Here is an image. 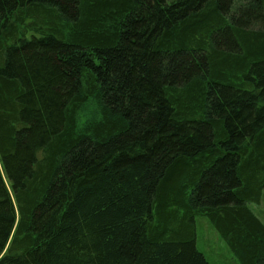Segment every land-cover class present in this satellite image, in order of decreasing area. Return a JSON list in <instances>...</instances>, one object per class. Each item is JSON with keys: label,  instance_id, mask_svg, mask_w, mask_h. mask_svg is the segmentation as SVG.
Instances as JSON below:
<instances>
[{"label": "trees", "instance_id": "16d2710c", "mask_svg": "<svg viewBox=\"0 0 264 264\" xmlns=\"http://www.w3.org/2000/svg\"><path fill=\"white\" fill-rule=\"evenodd\" d=\"M264 0H0V264H264Z\"/></svg>", "mask_w": 264, "mask_h": 264}, {"label": "rangeland", "instance_id": "374dc122", "mask_svg": "<svg viewBox=\"0 0 264 264\" xmlns=\"http://www.w3.org/2000/svg\"><path fill=\"white\" fill-rule=\"evenodd\" d=\"M250 207L264 221V191L260 203L253 202ZM197 247L205 254L211 264H235L236 256L207 216L197 219Z\"/></svg>", "mask_w": 264, "mask_h": 264}]
</instances>
